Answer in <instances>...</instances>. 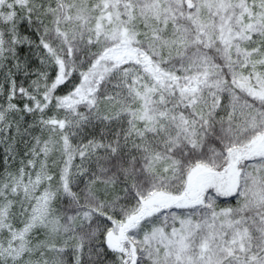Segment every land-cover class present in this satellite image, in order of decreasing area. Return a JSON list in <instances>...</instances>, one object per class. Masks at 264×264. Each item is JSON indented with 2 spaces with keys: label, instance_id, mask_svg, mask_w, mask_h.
<instances>
[{
  "label": "snow or ice",
  "instance_id": "obj_1",
  "mask_svg": "<svg viewBox=\"0 0 264 264\" xmlns=\"http://www.w3.org/2000/svg\"><path fill=\"white\" fill-rule=\"evenodd\" d=\"M0 264H264V0H0Z\"/></svg>",
  "mask_w": 264,
  "mask_h": 264
}]
</instances>
